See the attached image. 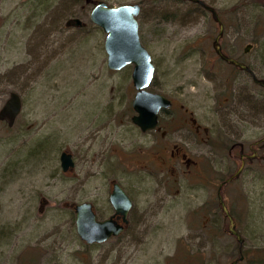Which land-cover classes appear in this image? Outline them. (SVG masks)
<instances>
[{
    "label": "rangeland",
    "instance_id": "1",
    "mask_svg": "<svg viewBox=\"0 0 264 264\" xmlns=\"http://www.w3.org/2000/svg\"><path fill=\"white\" fill-rule=\"evenodd\" d=\"M203 1L227 24L221 40L226 53L264 79V0ZM97 2L140 6L139 37L155 66L152 91L211 117L210 127L225 144L228 125L242 115H248L245 141L264 136V112L262 129L255 114L264 105V89L244 73L246 82L229 86L231 68L213 48L219 26L197 4L0 0V110L12 92L23 104L13 127L0 121V264H230L240 246L218 199H168L151 209L145 225L104 245H87L78 236L66 204L108 206L112 180L127 186L139 181L132 170L142 158L132 151L144 142L132 122L134 65L109 69L107 33L90 19ZM73 18L85 25L67 27ZM64 151L75 160L69 173L61 168ZM217 159L231 166L227 150ZM262 164L248 167L235 199H225L249 258L264 252ZM145 202L136 199V206Z\"/></svg>",
    "mask_w": 264,
    "mask_h": 264
},
{
    "label": "flooded vegetation",
    "instance_id": "2",
    "mask_svg": "<svg viewBox=\"0 0 264 264\" xmlns=\"http://www.w3.org/2000/svg\"><path fill=\"white\" fill-rule=\"evenodd\" d=\"M222 48L224 50L223 45ZM216 56L219 61L231 68L233 75L228 80L229 86L236 84L237 80L246 82V78L241 77V73L250 76L254 82L256 74L252 69L253 73L241 70L226 63L217 54ZM147 90L156 92L152 91L151 85ZM165 97L170 100L171 105L160 110L155 129L143 132L139 126L135 125L144 138L143 144L138 146L139 149L136 148L132 151L139 154L137 155L139 158H142L140 164L132 170L134 175L140 174L138 176L139 181L134 178L133 184L127 186L120 181L112 180L110 189L107 192L109 204L108 206H102L101 209L91 202H82L92 204L98 221L111 220L116 226L122 228L118 235H113L102 243L88 244L82 240L87 245H104L107 242L119 239L131 229L145 225L148 219L151 218V209H155L157 204L163 207L168 199H218L220 213L229 222V218L222 210L219 199H235L234 195L237 190L235 185L241 182L247 168L255 164L263 165L264 136L255 142H248L243 139L247 130L248 115H242L239 121L234 122L233 128H229L228 125L229 129L227 128L226 131L230 139L225 144L223 138L218 134L216 136L213 127H210V123H213L211 117H199L196 111L194 113L182 101ZM263 112L264 105H259L255 114L260 129H262L261 118ZM236 123L240 125H235ZM233 125L230 124L231 127ZM221 144L224 145V148L220 147ZM222 150H227L228 161L230 160L231 166H226V160L217 159L220 157ZM233 164L234 166L238 164L235 170L232 168ZM136 171L139 174H136ZM239 171V175L236 176ZM116 185L125 192L131 201V207L126 218L117 213L111 203V196ZM179 186L182 190L179 189ZM175 187H177L176 191H174ZM201 193L204 195L201 196ZM136 199H147L148 202L138 208ZM82 203L66 204L67 208L74 212L75 218L76 206ZM195 212H200V208ZM228 231H230L229 228Z\"/></svg>",
    "mask_w": 264,
    "mask_h": 264
},
{
    "label": "water",
    "instance_id": "3",
    "mask_svg": "<svg viewBox=\"0 0 264 264\" xmlns=\"http://www.w3.org/2000/svg\"><path fill=\"white\" fill-rule=\"evenodd\" d=\"M183 1L201 4L211 13L213 20L218 24L219 33L213 41L216 54L230 65L241 70L251 71L247 64L223 51L220 41L224 36L225 27L218 11L203 0ZM86 2L91 3V0H86ZM140 11L141 8L137 4L109 7L105 2H97L90 13V19L107 33L105 50L108 55L109 69L119 71L128 65H134L132 79L137 94L133 100V109L136 114L132 117V122L139 126L143 132H147L156 128L160 110L169 107L171 102L162 94L147 90L154 78L155 66L151 54L143 46L139 37L137 17ZM84 25L85 23L80 18L70 19L66 23L67 27H83ZM251 47V44L247 45L244 51L249 52ZM254 82L264 88V79L255 76ZM21 111L22 99L18 93L12 92L0 110V121L6 122L9 127H13ZM60 160L63 172L72 170L75 167L72 155L67 152L61 154ZM239 173L240 171L236 176ZM219 201L223 211L230 219V233L237 237L240 245H243L244 238L237 232L235 221L230 215L224 200L219 199ZM111 203L117 213L126 218L131 207V201L118 185L115 186V191L111 196ZM76 228L79 237L88 244L105 242L111 236L118 235L122 230L111 220L98 221L91 203H82L76 206ZM241 260H243V257H241ZM230 264H237V261Z\"/></svg>",
    "mask_w": 264,
    "mask_h": 264
},
{
    "label": "trees",
    "instance_id": "4",
    "mask_svg": "<svg viewBox=\"0 0 264 264\" xmlns=\"http://www.w3.org/2000/svg\"><path fill=\"white\" fill-rule=\"evenodd\" d=\"M198 7L200 8H203L201 5L197 4ZM204 9V8H203ZM220 14V13H219ZM222 21L224 22L222 16L220 15ZM225 26L227 25L225 22H224ZM238 250H239V257L237 258L238 260V264H241V263H245V264H264V252L259 254H255L253 255L251 258H249L247 256V254L243 253V250L241 251V249L238 247ZM258 252V251H257ZM244 256V260L243 261H240V257Z\"/></svg>",
    "mask_w": 264,
    "mask_h": 264
}]
</instances>
